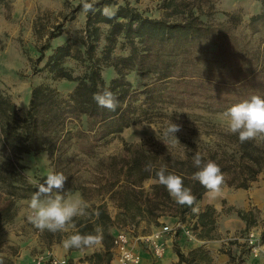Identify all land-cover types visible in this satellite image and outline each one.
<instances>
[{
	"label": "rangeland",
	"instance_id": "374dc122",
	"mask_svg": "<svg viewBox=\"0 0 264 264\" xmlns=\"http://www.w3.org/2000/svg\"><path fill=\"white\" fill-rule=\"evenodd\" d=\"M114 2H128L144 16L151 18L174 22L195 16L206 24L221 25L228 31L229 48L226 52L222 50L219 56H214V45L201 43L202 45L195 47L196 54L201 56L196 63L207 67L211 81L197 79L195 87V84H181L168 99L161 102L154 100L148 119L132 124L119 133L108 135L98 143L93 153H81L77 143H72L65 147L63 159L55 164L51 163L46 152L24 154L19 158L24 166L22 174L28 183L39 185L49 172H62L68 179L61 195L67 198L78 193L88 207L108 198L102 175L108 170L109 157L121 154L125 145H143L150 149L162 148L176 152L207 148L230 150L231 133L227 130L228 121L223 113L252 95L264 97V71L247 79L248 81H234L231 71L238 61L232 60L229 55L231 51L237 50V54L244 52L248 58H256L264 65V43L260 42L259 34H253L247 26L249 17L261 11L264 0ZM81 4L82 0H0V91L12 99L21 115L26 113L31 89L40 83H50L62 94L72 90L73 82L51 80L49 73L41 70L44 60L38 63L37 58L40 55L39 49L45 44L50 45L45 50V56L55 46L65 42L73 48H82L86 13L82 11ZM110 7L114 10L116 5ZM230 14L239 17L235 25L228 21ZM103 44L101 40L100 49ZM99 46L97 54L100 52ZM125 54L126 51L121 49L120 44L112 51L113 57ZM215 57L223 59L225 63L214 62ZM65 65L73 69L75 75L82 71L81 67L76 68L73 60H67ZM115 75L112 66L102 69V76L107 82ZM126 78L137 90L152 81L151 74L137 75L134 71L129 72ZM209 89L213 96L210 99L203 95ZM140 97L147 98L144 95ZM170 121L181 125V131L175 133L179 142L164 135ZM8 156L10 155L0 141V208L13 203L9 218L0 217V259H3L4 264H51V259L56 257L67 259L68 264H77L66 256L59 255L56 250L57 246L54 245L65 240V236L61 235L60 242L56 241L60 231L49 236V231L41 232L28 222V202L31 197H8L11 180H6L3 175ZM14 161L17 163V157ZM14 174L17 175V172ZM154 182L147 180L144 186ZM221 194V210L217 211L212 207L215 213H209L214 224L208 223L204 227L206 233L195 224L196 217H186L181 222L170 216L161 217L157 225L145 227L141 223L134 232L124 231L131 245L141 254L137 264H186L179 261L177 250L190 259L196 256L192 264H264V172L248 188L222 186ZM233 200L235 203L231 202ZM107 203L108 211L114 216L117 209L113 202L107 200ZM195 208V214L201 212L197 205ZM239 210H252L255 224L247 228L236 213ZM165 225L171 231L161 234L158 242L161 243L163 252L156 256L145 238ZM133 233L137 236L132 235ZM170 250L177 255L174 262L167 255ZM112 251L109 264H117L114 250ZM192 251L196 253L191 255ZM99 264L105 262L100 261Z\"/></svg>",
	"mask_w": 264,
	"mask_h": 264
},
{
	"label": "trees",
	"instance_id": "16d2710c",
	"mask_svg": "<svg viewBox=\"0 0 264 264\" xmlns=\"http://www.w3.org/2000/svg\"><path fill=\"white\" fill-rule=\"evenodd\" d=\"M105 5H116L113 18L100 14ZM94 6V14L86 13L82 48H73L65 42L55 46L47 56L45 50L50 48L49 44L39 49L37 62L44 60L41 70L49 73L53 81L73 82L71 91L62 94L50 83L34 86L24 115L20 114L12 99L0 91V141L10 155L3 172L5 179L11 180L8 197L24 199L38 191V185L28 183L22 174L24 166L19 162L22 155L46 152L51 163L55 164L63 159L66 146L72 143H77L81 153H93L98 143L108 135L148 119L154 100L161 102L168 99L181 84H195V87L197 79L211 81L207 67L196 63L201 56L196 54L195 47L201 43L214 45V56L229 48L227 29L221 25L206 24L195 16L171 22L144 16L128 2L117 4L114 0H98ZM238 20L237 15L228 16L233 25ZM247 26L253 34H259L260 42L264 43V2L261 11L249 17ZM101 40L104 44L100 49ZM117 44L126 51L125 55L112 56ZM236 51L229 53L232 60L238 61L231 71L234 81H248L264 71L261 61ZM67 60H73L76 68L81 67V73L75 75L73 69L66 67ZM213 61L225 63L220 58ZM105 66H112L116 74L108 82L102 76ZM131 71L137 75L151 74V83L137 90L126 78ZM104 89L112 91L120 102L115 112L100 108L93 100V94ZM211 93L209 89L203 95L210 99L213 97ZM140 95L147 98L141 99ZM229 137L230 150L207 148L176 152L125 145L121 154L109 157L108 170L102 175L108 198L90 205L86 209L87 216L74 218L67 226L68 230L61 232L56 241L60 242L61 235L66 239L77 232L93 233L100 225L103 228L102 249L94 252L89 259L93 264L100 261L109 264L113 256V228L134 232L141 223L145 227L157 225L159 219L165 216L181 222L186 217H196L195 224L206 233L204 227L208 223L214 224L209 213H215L214 209L207 206L206 210L195 214L192 208L177 204L166 187L159 184L156 172L165 167L167 172L181 176L184 186L191 189L197 203L207 192L192 179L198 170L193 166L192 157L198 151L204 161L212 160L220 166L225 175L222 186L246 189L264 172V141L241 143L237 134L231 133ZM148 164L152 165L150 171L145 170ZM147 180L155 182L145 187ZM107 200L113 202L117 209L114 216L108 211ZM12 206L11 202L0 208L2 219L9 218ZM236 213L247 228L255 224L252 210ZM48 235L52 236V233L48 232ZM132 235L137 236L136 233ZM73 249L76 248L69 250ZM176 253L180 262L192 264L195 261L196 256L190 259L178 250ZM195 253L192 251L190 254Z\"/></svg>",
	"mask_w": 264,
	"mask_h": 264
},
{
	"label": "clouds",
	"instance_id": "9594fccd",
	"mask_svg": "<svg viewBox=\"0 0 264 264\" xmlns=\"http://www.w3.org/2000/svg\"><path fill=\"white\" fill-rule=\"evenodd\" d=\"M96 2L97 0H92V2L82 0V11L94 14ZM100 14L111 19L115 12L110 6L105 5L100 10ZM93 100L100 108L112 112L117 110L120 103L116 95L108 89L94 93ZM223 116L228 121L227 130L232 134H237L241 143L254 140L264 141V97L252 95L228 108ZM179 131H181V125L170 121L164 135L178 141L175 133ZM192 161L193 166L198 169L192 179L198 181L207 190L210 198L219 196L222 185L225 183V175L220 166L212 160L204 161L198 151L194 153ZM151 169V164L145 166V170L150 171ZM156 176L159 184L166 187L169 195L175 199L177 204L186 205L194 212L197 211L193 207L196 197L190 188L184 186L181 176L167 172L165 167H161L156 172ZM67 179L68 177L62 172H49L44 182L38 185V191L32 194L28 202L27 220L39 231L47 230L51 233L66 231L67 226L72 223L74 218L88 215L86 211L88 205L85 201L65 199L61 195ZM102 239L103 228L97 225L93 233L81 234L77 232L68 236L63 241V247L65 249L93 247L100 244ZM0 264H4L3 259H0Z\"/></svg>",
	"mask_w": 264,
	"mask_h": 264
},
{
	"label": "built area",
	"instance_id": "2783aa9c",
	"mask_svg": "<svg viewBox=\"0 0 264 264\" xmlns=\"http://www.w3.org/2000/svg\"><path fill=\"white\" fill-rule=\"evenodd\" d=\"M170 231L171 230L169 226L165 225L161 228V230L145 238V241H147L150 245V248L154 255H162L163 247L161 243L158 242V239L162 237L161 234H166ZM113 250L117 264H137L139 262L140 255L138 254L137 250H135V248L131 245L129 237L124 231H118L114 235ZM51 264H68V261L65 258L53 257L51 259Z\"/></svg>",
	"mask_w": 264,
	"mask_h": 264
},
{
	"label": "crops",
	"instance_id": "0c3cea01",
	"mask_svg": "<svg viewBox=\"0 0 264 264\" xmlns=\"http://www.w3.org/2000/svg\"><path fill=\"white\" fill-rule=\"evenodd\" d=\"M222 198L223 197H222L221 193L216 198H210L209 195L206 192L202 196V198L195 205H197V207H199L200 211H203L206 206H211L215 210L220 211L221 210V203H222L221 200H222ZM65 199H72V200L81 199V200H83L81 195L78 194V193H74L73 195H71V196H69V197H67ZM233 199H235V198H233ZM231 202L235 203L234 200L231 201ZM111 231L115 235L119 230H117L116 228H113V229H111ZM63 241H61L60 243L54 245V246H57L56 250L59 252V255L66 256L72 262H77V264H93V262L90 261L89 258L91 257V255L94 252H98V251H100L102 249V245L100 243V244H98L96 246H93V247H86V248H81V249L69 250V249H65L63 247ZM132 246L135 248V250H137V248L134 245H132ZM48 253H50V252H48ZM167 255L170 257L172 262H174L177 259V255L174 254L173 252H171V250L167 253ZM140 257H141V254H140Z\"/></svg>",
	"mask_w": 264,
	"mask_h": 264
}]
</instances>
